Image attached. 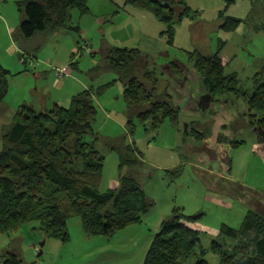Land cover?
<instances>
[{
    "label": "rangeland",
    "instance_id": "1",
    "mask_svg": "<svg viewBox=\"0 0 264 264\" xmlns=\"http://www.w3.org/2000/svg\"><path fill=\"white\" fill-rule=\"evenodd\" d=\"M176 2L183 3L175 7L177 15L183 14L186 9L188 11L181 22L173 27L174 42L169 45L168 26L156 19L148 9L125 5L124 0H88V14L80 15L76 9L71 11V23L79 26L80 32L61 33L64 39L60 44H56L54 39L49 43L44 41L34 52L36 58L29 59L36 65L35 68H28L25 75L14 76V85L9 89L15 98L24 94L27 101H33L43 108L46 102H50V97L53 99L54 90L60 88L59 84L73 78L87 81L93 87L116 79L111 72L106 71L99 76L92 73L96 65L103 66V52L110 47L141 53L142 65L133 70V75L141 79L144 69L157 74L160 93L167 88L178 103L179 125L175 127L165 120L153 131L149 123L142 125L135 119L133 134H129L124 125L110 115L112 111L121 113L123 110L125 114L122 94L117 91L119 82L103 95L94 97L97 115L92 125V131L99 136L95 147L104 157L99 192L117 189L120 185L118 156L106 149V141L115 145H129L135 151L140 163L132 170L123 168L122 175L133 176L153 203L138 225L140 227L120 231L111 238L86 237L80 219L73 218L67 222L70 240L61 243L45 239L37 222L25 223L15 233L0 234V257L8 252L13 253L22 264H139L137 262L141 259L143 247L150 244L146 242L148 237L145 235H156L160 224L171 218L173 209L178 208L187 217L201 214L199 224L189 225L202 233L206 231V235H201V247L207 251L205 260L208 264H219L218 257L209 251L211 243L222 242L217 238L221 224L234 228L240 225L244 209L236 202H231L229 208L212 200L213 191L209 188L206 174L211 171L214 174H221L222 171L227 174L228 161L220 160L228 155L233 162L234 159L242 162L244 185L253 187L250 183H254L264 187L263 156L261 153L251 157L247 154L253 143L263 146L264 143L259 142L257 133L249 127L246 100L233 95L210 99L200 78H193L194 60L187 53L203 56L218 53L224 65V75L235 74L240 88L246 96H250L253 91L252 78L264 70V0ZM228 17L242 21L233 32L222 28ZM20 22L21 15L18 14L17 30ZM85 40L89 41L91 54H75L77 57L72 62L76 69L72 70L71 75L69 64L72 49L82 46ZM82 51L85 52L84 49ZM53 61L60 67H69V75L63 79L56 77ZM175 61L184 64L188 71L184 77L183 91L177 92L181 101H177L179 98L174 91L176 69L172 68V64ZM33 71L37 73L36 78L32 75ZM39 72L42 73L41 78ZM48 74L50 80L49 76L46 78ZM180 78L179 75L176 79ZM44 83H48V93ZM189 103L191 109L187 108ZM91 139V134L85 136V141L90 142ZM233 142L244 144L237 149L233 147ZM175 170L179 174L176 175ZM217 197L222 201L227 200ZM140 236L144 239L138 243L136 238ZM42 243L44 245L41 247ZM123 244L128 247L121 251L119 248ZM182 264H195V258L191 256Z\"/></svg>",
    "mask_w": 264,
    "mask_h": 264
},
{
    "label": "trees",
    "instance_id": "2",
    "mask_svg": "<svg viewBox=\"0 0 264 264\" xmlns=\"http://www.w3.org/2000/svg\"><path fill=\"white\" fill-rule=\"evenodd\" d=\"M16 3L21 15L15 35L18 40H31L39 33L48 35L57 31L78 34L80 28L71 23V11L76 9L80 15L89 13L88 0H17ZM124 4L146 8L156 19L165 23L168 26L169 45L174 42L173 27L181 22L188 11L186 9L183 14L177 15L175 7L183 3L176 0H124ZM241 22L228 17L222 28L233 32ZM85 43L89 52L82 51ZM76 51L79 55L91 54L89 41L85 40ZM187 56L194 60L193 78H200L210 99L233 95L246 100L249 127L256 130L254 132L258 139L264 143L259 135V132H264V70L254 75L253 91L246 96L235 74L224 75V65L218 53L211 56L187 53ZM103 57V66L96 65L92 73L99 76L107 71L114 73L117 79L78 93L72 97L68 109L54 104L52 109L39 113L20 106L10 126L3 131L0 150V234H12L25 223L37 222L45 239L68 243L67 222L79 218L86 237L111 238L120 231L140 225L153 207L138 181L133 176L121 174L123 168L131 169L140 163L129 145L106 142V148L118 156L120 185L117 189L99 192L104 157L93 142L98 140L92 131L97 115L94 97L103 95L116 82L122 84L129 134H133L135 119L142 125L149 123L153 131L165 120L177 127L180 113L178 103L167 88L162 94L157 93L160 80L153 71L144 69L141 79L133 75V70L142 65L138 50L110 47L103 52ZM20 59L25 66L24 72L28 68L34 69V62H29L26 54H21ZM172 68L176 69L173 72L176 75L174 91L179 98L177 101H181L177 92L183 91L187 70L178 61L172 64ZM179 75L180 80L176 79ZM10 76L13 75L0 65V103L8 93ZM190 107L189 103L187 108ZM88 134L92 135L93 141H85ZM243 144L233 142L232 145L238 148ZM258 147V152L264 155V146ZM222 159L228 161V172L222 173L230 176L233 160L228 155L223 156L221 162ZM174 173L179 174L176 170ZM200 217L201 214L184 216L180 209L174 208L172 217L160 224L159 232L149 242L143 264H182L191 256L195 258V264H208L205 260L207 251L201 247V235L205 234L189 226L199 223ZM217 238L222 242H212L209 251L218 257L219 264H264L263 216L248 211L236 228L221 224ZM0 264L22 262L16 254L8 252L0 257Z\"/></svg>",
    "mask_w": 264,
    "mask_h": 264
},
{
    "label": "crops",
    "instance_id": "3",
    "mask_svg": "<svg viewBox=\"0 0 264 264\" xmlns=\"http://www.w3.org/2000/svg\"><path fill=\"white\" fill-rule=\"evenodd\" d=\"M16 2L17 0H0V65L5 70L9 71L11 75H13L9 77V89L14 85L13 84L14 80H12L14 76H18L19 74H22V75L26 74V72H24L25 71L24 63H22L20 59L21 54H24V55L26 54V58L28 60L29 58L35 59L36 57L34 56V52L38 51V49L40 48V45L44 41L49 43L51 39H54L56 44H60V41L64 39V37L61 36L62 35L61 33L63 32L57 31V32H54L48 35L44 33H39L35 35L31 40H25V39L19 38V40L17 39L18 42L17 41L15 42V35H17L16 33L18 32L16 28V23L18 22V14H20L18 11ZM77 44H78V41H77ZM75 49L76 47L72 49V54H71V62H70L72 64L70 68L71 75H72V70L76 69L75 63L72 62L73 58L77 57V55L74 54V52L76 51ZM52 64H54L53 67L58 66L54 61ZM38 74L41 78L42 73L40 74L39 72ZM32 75L34 76V78L37 77L36 76L37 73L35 72H32ZM47 76H49L48 80H50L51 79L50 74L46 75V78ZM28 79L29 81L31 80V78H28ZM48 80L42 79V81H45V82H48ZM44 84L48 87V83H44ZM119 84L120 86L118 87L117 91L123 94L124 87L122 86L121 83ZM100 86L93 87V86H90L87 81H82V80H79L78 78H73L67 83L59 84L60 88L54 90L55 94H54L53 99L50 97V102H46V105L43 108H41L40 105H38L37 103L33 101H30V100L27 101L26 100L27 98H25L24 94H22L21 97L15 98L9 92V89H8V93L4 101L0 103V150H1V144H2L3 131L10 126L13 116L16 110L20 106L29 107L30 109L34 110L35 112H39V113L52 109L54 104L61 106L65 109H68L70 107V101L72 97H74L80 92L91 90V89H96ZM160 90L161 89L159 86L158 92H157L158 94H161ZM48 91H49V87L48 89H46L47 93ZM110 115L112 116V119L116 120L119 124H123L124 128L127 130L126 128L127 118H126V113L124 114V110L121 113L120 112L116 113L115 111H112ZM95 136L99 137L98 134L96 133H95ZM93 140L94 139L92 138L91 141ZM93 142L94 144H96L97 141L95 140ZM106 142L113 144L112 142H109V141H106ZM259 145H262V144L255 145L253 143L252 147L249 146L250 148L247 151V154L249 157H251L253 154L255 155V153H259L258 152ZM252 150H254L255 152ZM262 156L264 158V155ZM242 165L243 164L240 160L235 161L234 159V162L232 163V173L230 176H226L223 173L214 174L212 173V171L206 174L209 188L210 190L213 191V195H211L212 200H214L218 205L225 204L229 208L231 207V202H236L241 207H243L244 215L248 211H252L264 217V187L260 185H256L254 183H250V185L253 187L244 185V183H242V179H245V174H242L241 172ZM121 174H123L122 171H121ZM217 196L225 197L227 200L222 201ZM205 233L206 231H204V234ZM145 237H148L146 242H150L152 240L151 239L152 236L148 234H146ZM136 239H137V242L140 243L143 241L144 238L143 236H140V237H137ZM127 247H128L127 245L123 244L120 246L119 250L121 251L127 250ZM147 248H148L147 245L143 247V253H142L141 259H139L137 263L140 264L141 262H143Z\"/></svg>",
    "mask_w": 264,
    "mask_h": 264
},
{
    "label": "built area",
    "instance_id": "4",
    "mask_svg": "<svg viewBox=\"0 0 264 264\" xmlns=\"http://www.w3.org/2000/svg\"><path fill=\"white\" fill-rule=\"evenodd\" d=\"M83 49H84L85 52H89V50L87 49V43H85ZM75 53L78 54L79 52L78 51H75ZM31 66H32V64H31ZM35 66L36 65L33 63V67L34 68H35ZM54 68H55V75H56V77L58 76L59 79H63V77H66V76L69 75L68 74L69 73V71H68V68L69 67H65V66H62V67H60V66H54Z\"/></svg>",
    "mask_w": 264,
    "mask_h": 264
},
{
    "label": "water",
    "instance_id": "5",
    "mask_svg": "<svg viewBox=\"0 0 264 264\" xmlns=\"http://www.w3.org/2000/svg\"><path fill=\"white\" fill-rule=\"evenodd\" d=\"M256 131V130H254ZM259 135L262 137V139L264 140V132H259ZM259 140V139H258ZM260 143H263L262 141L259 140ZM44 245V243H42L40 246L42 247ZM41 255V252L38 253V256Z\"/></svg>",
    "mask_w": 264,
    "mask_h": 264
}]
</instances>
